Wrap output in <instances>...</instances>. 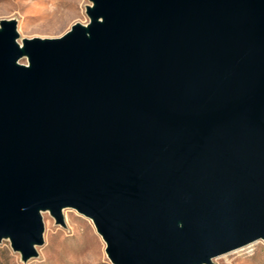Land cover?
<instances>
[{
  "label": "water",
  "instance_id": "water-1",
  "mask_svg": "<svg viewBox=\"0 0 264 264\" xmlns=\"http://www.w3.org/2000/svg\"><path fill=\"white\" fill-rule=\"evenodd\" d=\"M89 1L58 37L0 20V242L37 257L66 208L112 264L264 240V0Z\"/></svg>",
  "mask_w": 264,
  "mask_h": 264
},
{
  "label": "rangeland",
  "instance_id": "rangeland-1",
  "mask_svg": "<svg viewBox=\"0 0 264 264\" xmlns=\"http://www.w3.org/2000/svg\"><path fill=\"white\" fill-rule=\"evenodd\" d=\"M89 0H0V20H16L18 42L22 38H53L62 35L75 22L86 23ZM26 63V59L20 60ZM65 226L55 224L49 212L42 213L43 244L37 257L22 262L9 241L0 242V264H112L105 242L92 221L74 209H63ZM212 264H264V240L249 252L232 251L212 259Z\"/></svg>",
  "mask_w": 264,
  "mask_h": 264
},
{
  "label": "bare ground",
  "instance_id": "bare-ground-1",
  "mask_svg": "<svg viewBox=\"0 0 264 264\" xmlns=\"http://www.w3.org/2000/svg\"><path fill=\"white\" fill-rule=\"evenodd\" d=\"M258 240H255V241H252V242H249V243H247V244H245V245H242V246H240V247H238V248H236V249H234V250H232V251H243L244 253L245 252H249L250 250H251V247H252V245L254 244V243H256ZM232 251H229V252H232ZM226 253H228V252H226ZM223 254H225V253H223ZM223 254H221V255H223ZM220 256V255H219Z\"/></svg>",
  "mask_w": 264,
  "mask_h": 264
}]
</instances>
